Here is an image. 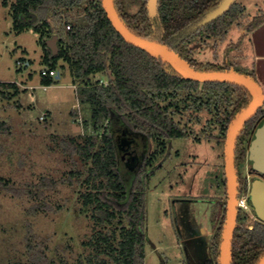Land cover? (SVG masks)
<instances>
[{"label": "trees", "instance_id": "trees-1", "mask_svg": "<svg viewBox=\"0 0 264 264\" xmlns=\"http://www.w3.org/2000/svg\"><path fill=\"white\" fill-rule=\"evenodd\" d=\"M221 1L158 0L157 14L150 17L147 0H140L133 12L124 0H113L119 17L136 35L167 47L194 70L229 71L216 68L213 63L199 64L192 58L194 44L205 43L209 38L223 40L231 25L243 16L241 5L233 2L224 14L198 27ZM31 14L36 16L34 21H30ZM263 21L264 12L253 17L246 28L251 30ZM67 25L69 30L65 29ZM29 26L39 36L42 61L50 69H56L60 61L65 64L60 65L73 79L77 102L89 108L91 128L98 134L101 131L100 135H87L81 141L66 137L59 143L64 153L78 155L85 164L90 163L83 182L79 179L81 173L69 175V182L76 175L77 182L85 185L86 191L79 195L82 206L92 211L96 225L101 227L87 242L91 253L84 262L143 264L145 187L169 141L187 137L200 140L201 135L206 140L216 138L225 146L232 122L247 107L251 96L242 86L230 82L182 78L161 59L126 42L109 21L102 0H16L12 28L20 33ZM54 35L58 52L53 56L45 41ZM96 75L107 77V84H92ZM53 81L46 76L41 79L45 86ZM12 86L0 83V94L4 95L1 89L9 90ZM201 113L210 118L196 130L194 126L199 124ZM263 119L264 110L260 107L237 135L234 151L237 198L248 192L252 181L247 176L243 179L238 176L237 162L242 159L253 173L247 151L254 130ZM210 124L216 127V134L206 129ZM0 128L8 131L3 122ZM122 134L136 135L141 144L144 140L147 146L154 145L152 153L145 156L141 168L134 173L123 172L122 150L117 142ZM0 184L6 185L2 181ZM47 185L54 186L55 182L49 181ZM223 185L225 199L216 202V212L210 218L209 250L213 264H219L226 219V178ZM10 191L16 193L14 189ZM26 246L31 249L29 241ZM263 254L264 223L256 219L252 210L237 207L230 264H257Z\"/></svg>", "mask_w": 264, "mask_h": 264}, {"label": "rangeland", "instance_id": "rangeland-1", "mask_svg": "<svg viewBox=\"0 0 264 264\" xmlns=\"http://www.w3.org/2000/svg\"><path fill=\"white\" fill-rule=\"evenodd\" d=\"M139 1L124 0L131 12ZM15 2L0 0V82H24L28 90L20 96L22 110L15 108L18 98L12 97L13 90L0 94V122L8 126V131L0 128V181L6 183L0 184V264H78L91 253L87 242L101 227L92 211L82 206L79 195L86 191L85 185L77 182L76 175L69 182L71 172L81 173L83 182L90 163L64 153L59 143L66 137L81 141L98 133L91 128L89 108L77 102L73 79L61 67L62 61L56 66L60 78L51 87L41 83L40 71L48 65L40 58L39 36L31 26L19 35L13 30ZM235 3L244 7L246 17L232 24L223 40L209 38L194 44L192 58L202 65L213 63L216 68L251 76V47L242 30L248 19L264 10V0ZM91 81L108 82L103 75ZM42 112H48L43 121L39 119ZM200 115L196 130L210 118ZM208 126V131L217 133L214 124ZM199 139L169 141L166 155L159 157L147 181L143 264H193L186 249L182 213L201 233L206 228L212 231L215 204L225 199V146L216 138L206 140L200 135ZM153 148L150 143L148 151ZM124 168V173L130 172ZM236 169L241 179L248 172L242 159ZM49 181L55 185L48 186Z\"/></svg>", "mask_w": 264, "mask_h": 264}, {"label": "water", "instance_id": "water-1", "mask_svg": "<svg viewBox=\"0 0 264 264\" xmlns=\"http://www.w3.org/2000/svg\"><path fill=\"white\" fill-rule=\"evenodd\" d=\"M233 2H235V0H222L215 9L205 15L197 26L202 27L221 16L230 8ZM102 5L112 26L126 42L146 51L156 58L161 59L163 62L172 67V69L182 78L198 82H230L242 86L251 96L247 107L232 122L225 144V170L227 181L226 219L222 233L218 260L219 264H230V245L237 210V179L234 160L235 144L241 127L261 107V90L253 80L242 74L230 71L194 70L167 47L133 33L119 17L113 0H102ZM157 7L158 0H147V11L150 17L157 14ZM30 16V21H34L36 19L34 14H31ZM46 45L50 49L53 56L57 54L58 46L56 35L48 39L46 41ZM58 78L59 75H57L56 79ZM125 162H127L126 159ZM247 162L254 173L264 177V119L254 130L252 139L248 146ZM247 195L248 207L251 208L256 219L264 223V181L260 178L253 179L249 184ZM257 264H264V254L261 256Z\"/></svg>", "mask_w": 264, "mask_h": 264}, {"label": "flooded vegetation", "instance_id": "flooded-vegetation-1", "mask_svg": "<svg viewBox=\"0 0 264 264\" xmlns=\"http://www.w3.org/2000/svg\"><path fill=\"white\" fill-rule=\"evenodd\" d=\"M117 142H118V145L121 146L122 151H120L121 152L120 156H121L122 162L124 163L125 167L133 173L134 171H137L141 168V165L143 163V159H145V156H149L152 153V151L150 152L148 151L150 144L149 146H147L145 142L141 144L139 142V137L136 135L124 136L122 134L118 137ZM167 149H168V145H167ZM166 153H167V150H166ZM166 153L164 154V156L166 155ZM247 154H248V151H247ZM125 159L127 160V162H125ZM246 176L248 178H251L252 180L256 178H260L264 181V177L254 172L250 173V171H248ZM248 210L251 211V208L248 207ZM181 222L185 230L184 235L186 238V245H187L186 249L190 253V258H191L192 263L193 264H213L211 255H210V250H209L210 241H206L204 236H202L200 228L192 226V224L189 222L188 217L185 213H182L181 215Z\"/></svg>", "mask_w": 264, "mask_h": 264}, {"label": "crops", "instance_id": "crops-1", "mask_svg": "<svg viewBox=\"0 0 264 264\" xmlns=\"http://www.w3.org/2000/svg\"><path fill=\"white\" fill-rule=\"evenodd\" d=\"M241 7L245 11L244 7L243 6H241ZM260 12L262 13V12H264V10L260 9ZM243 15H244V17H246L244 13H243ZM248 20H249L248 22L251 21V19H248ZM247 24H246V26H247ZM246 26H245V28H243L242 33L245 37H247L249 45L251 47V53H250L251 67H252L251 77L253 78L254 82L257 84V86L261 90V94H262L261 107H264V21L251 30H247ZM22 32L17 33V35L21 34ZM40 58H43L42 48L40 50ZM30 63H31V60H29L26 63V65H29ZM56 70L59 72V78H60V71L57 68H56ZM66 74H67V72H66ZM30 77H31V74H29L27 76L28 79ZM41 79H42V76H41ZM0 83H11L13 85L9 90H13V96L12 97L18 98V100L15 104V108L22 110L24 107H23V104L20 102V96L23 95L24 93H26L28 90V88L25 86L24 82H21V83H18V82H0ZM51 86H52V84H50V87ZM1 90L5 91L6 89H1ZM28 95L30 96V101L33 102L34 97L30 93ZM42 113H46V117H47L48 112H42ZM202 236H204L206 241H210L211 236H212V231L210 230V228H206L205 233L202 232Z\"/></svg>", "mask_w": 264, "mask_h": 264}, {"label": "built area", "instance_id": "built-area-1", "mask_svg": "<svg viewBox=\"0 0 264 264\" xmlns=\"http://www.w3.org/2000/svg\"><path fill=\"white\" fill-rule=\"evenodd\" d=\"M66 29L69 30L70 26L67 25ZM40 75L49 77L53 80L56 79L57 75H59V72L56 69H50L48 67H44L43 69H41L40 71ZM46 117V113H42L39 117V119L41 121H43ZM247 199H248V195L247 193H243L239 198H237V207H241L243 209H248V205H247Z\"/></svg>", "mask_w": 264, "mask_h": 264}]
</instances>
